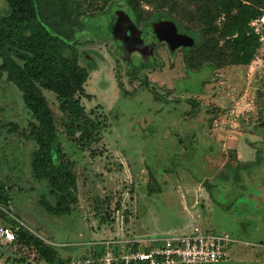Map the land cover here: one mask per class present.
I'll list each match as a JSON object with an SVG mask.
<instances>
[{"label": "rangeland", "instance_id": "1", "mask_svg": "<svg viewBox=\"0 0 264 264\" xmlns=\"http://www.w3.org/2000/svg\"><path fill=\"white\" fill-rule=\"evenodd\" d=\"M152 1L134 0L140 11L136 27L163 14L176 28L169 42L176 34H190L192 45L171 50L161 42L146 61L134 55L128 64L111 33L115 12L132 19L118 6L125 1L70 0L72 18L76 11L83 14L79 22L89 16L77 34L80 63L89 67L81 102L100 127L85 149L65 144L78 180L77 205L68 215L52 216L39 205L47 188L30 174L34 146L17 137L32 118L21 92L0 73V154L14 147L25 151L19 179L9 164L0 167V184L9 196L0 229L13 236L8 241L0 233V264H48L36 249L17 242L19 227L48 245L59 264H99L106 252L121 256L137 248V234L177 228L183 216L180 198L189 199L186 184L195 182L209 190L215 204L214 212L201 215L202 229L238 241L229 249L230 262L243 256H261L264 262V15L252 22L261 45L250 65L215 70L206 65L214 54L200 50L212 36L199 32L200 26L177 9L166 6L161 13ZM6 10V0H0V13ZM44 94L58 113L53 95ZM246 146L255 161L244 170L235 151L247 160L241 151Z\"/></svg>", "mask_w": 264, "mask_h": 264}, {"label": "trees", "instance_id": "2", "mask_svg": "<svg viewBox=\"0 0 264 264\" xmlns=\"http://www.w3.org/2000/svg\"><path fill=\"white\" fill-rule=\"evenodd\" d=\"M124 1V5L118 6H125L136 25L140 11L133 5L134 0ZM6 2V13H0V73H5L7 81L21 92L23 104L32 118L27 129L18 133V141L33 143L30 174L47 188V194L40 197V207L52 216L63 217L75 209L78 201L75 161L65 144L85 149L97 138L100 127L87 115L81 102L85 97L89 67L80 63L82 55L76 48L77 34L82 33L83 23L89 16H83L79 22L83 14L76 11L72 18L70 0ZM152 3L161 13L166 6L177 9L180 15L200 26L196 28L199 32L212 36L213 40H204L200 48L203 53L210 50L214 54L212 64H206L210 68L248 66L255 59L261 40L252 22L263 17L264 0H153ZM151 24L176 29L163 14L147 25ZM188 35L185 37L190 45L184 48L193 42ZM219 41L223 43L220 45ZM44 91L55 98L58 113L50 107ZM24 152L14 147L0 154V167L3 163L9 164V170L16 173L15 179H19L17 172L21 170ZM91 157H95L94 152ZM5 190L4 184H0V219L7 217L9 196ZM16 239L23 246L36 249L40 260L59 264L55 252L26 229L19 227Z\"/></svg>", "mask_w": 264, "mask_h": 264}, {"label": "built area", "instance_id": "3", "mask_svg": "<svg viewBox=\"0 0 264 264\" xmlns=\"http://www.w3.org/2000/svg\"><path fill=\"white\" fill-rule=\"evenodd\" d=\"M0 233L8 241L13 239L7 229H0ZM231 241L228 235L205 233L195 227L187 234L166 237L148 249L140 246L117 257L106 252L99 264H216L228 258L227 244ZM70 264L97 263L79 260Z\"/></svg>", "mask_w": 264, "mask_h": 264}, {"label": "crops", "instance_id": "4", "mask_svg": "<svg viewBox=\"0 0 264 264\" xmlns=\"http://www.w3.org/2000/svg\"><path fill=\"white\" fill-rule=\"evenodd\" d=\"M211 142L215 145V143L213 141H211ZM216 145H218V144H216ZM249 147L246 146L245 150H243V149L241 150V151L245 152V155L247 156L245 158H248L247 160L241 159L240 153L238 151H235V153L237 154L238 161L243 164L242 169H244V170L246 169L245 167L247 165H250V164L254 163V161H255V160H253V159H255V157L253 158L251 153L248 151ZM208 148H210V150H211V148H213V146L210 145ZM251 148H253V147H251ZM246 163H248V164H246ZM254 169H256V168H254ZM255 171L256 172L260 171V168L255 170ZM214 185H216V183L212 182V187ZM186 189H187V193H188L187 195H188L189 199L184 200L183 197H182V199L180 198L181 204H179V205H181V207H182L183 216L180 219L181 223H178L179 226H177V228L175 227L174 229L171 228L166 233L161 234V235H158L157 232L154 233V235H146V234L145 235H139V234H137L136 238H134L135 243L138 244L137 247L142 246L143 249L155 247L156 243L161 242L162 239H165L166 237H169V236H179V235L187 234L195 227L199 228L200 231L207 233L206 230L202 229V226L199 223V221L201 219V215H205V216L210 215L211 208L214 212V208H215L214 205L215 204L212 203V201L210 200L209 190L206 191L201 186L197 187L196 182L194 184H191V183L186 184ZM211 192H213V189ZM202 202L205 205L203 207L201 204ZM197 205H199V206H197ZM185 216H186V219H185ZM236 243H238V241H236L235 239H232V241L227 244L228 258L226 260L220 262V263H222V264H239V263H243V262H250L251 263L254 261L264 263L263 259H261V256H259V257L258 256L257 257L252 256V257H250V259H246L244 256L243 257H237L235 261L230 262L229 249L233 245H235ZM260 245H263V243H260Z\"/></svg>", "mask_w": 264, "mask_h": 264}, {"label": "flooded vegetation", "instance_id": "5", "mask_svg": "<svg viewBox=\"0 0 264 264\" xmlns=\"http://www.w3.org/2000/svg\"><path fill=\"white\" fill-rule=\"evenodd\" d=\"M125 15L120 13H114L111 23V33L113 39L117 43L118 52L120 56L124 59L125 62L131 64V57L138 55L142 61L148 59V55H151L153 50L161 42H165L170 49L169 40L161 41L159 40L158 35H155L157 29L170 30L167 28H161L155 25L154 32L151 29H147V26H144L141 29H138L136 25L130 19V22L126 20ZM161 35V34H160ZM129 66V65H128ZM239 264H264L258 261L254 262H243Z\"/></svg>", "mask_w": 264, "mask_h": 264}, {"label": "water", "instance_id": "6", "mask_svg": "<svg viewBox=\"0 0 264 264\" xmlns=\"http://www.w3.org/2000/svg\"><path fill=\"white\" fill-rule=\"evenodd\" d=\"M126 20H128L130 22L129 18H126ZM148 28L154 32L156 27L154 24H151L147 27V29ZM173 33H174V31H172V30H162L159 28L155 31L154 34L158 35L159 40L164 41V40H169L170 35H172ZM189 45H190V40L188 38H186L185 36H182L180 34H176L174 41L172 40V42H169L170 49H175L179 46H189Z\"/></svg>", "mask_w": 264, "mask_h": 264}]
</instances>
